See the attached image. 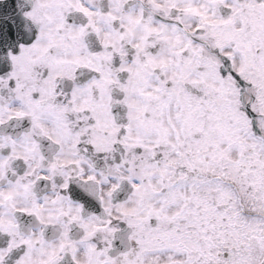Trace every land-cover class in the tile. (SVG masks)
Segmentation results:
<instances>
[{
    "label": "snow or ice",
    "instance_id": "obj_1",
    "mask_svg": "<svg viewBox=\"0 0 264 264\" xmlns=\"http://www.w3.org/2000/svg\"><path fill=\"white\" fill-rule=\"evenodd\" d=\"M0 264H264V0H0Z\"/></svg>",
    "mask_w": 264,
    "mask_h": 264
}]
</instances>
